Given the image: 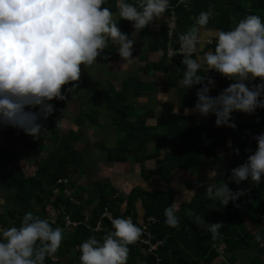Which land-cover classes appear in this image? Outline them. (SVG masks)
Segmentation results:
<instances>
[{
  "label": "crops",
  "instance_id": "obj_1",
  "mask_svg": "<svg viewBox=\"0 0 264 264\" xmlns=\"http://www.w3.org/2000/svg\"><path fill=\"white\" fill-rule=\"evenodd\" d=\"M106 6L118 13L117 2L107 0ZM167 20L168 13L164 12L146 28L134 33V22L121 19L118 23L121 31L129 35L134 33L131 38L136 41L133 45V57L136 59L123 66L126 61L119 55L118 46L109 42L108 48L97 57V63L81 65L80 80L62 87L66 99H53L51 103L55 105V111L47 119L41 117L43 130L38 139L30 135L32 141L41 140V146H23L21 138L26 133L22 129L15 128L10 135H2L0 131V228L20 224L28 211L51 222L58 215L68 216L65 199L79 210L90 236L95 237L105 227V218L97 219L94 226L90 225L101 197L112 216L130 215L137 224H142L148 217L144 201L149 193L164 192L171 198V203L181 202V207L200 217L204 204L217 206L207 196L206 189L223 177L222 164L204 167L200 158L193 166L176 168L164 175L154 171L165 163L168 146L149 158L155 151L149 141L142 150L143 155L149 156L144 159H139L141 153H135L136 149L131 153V148L124 160H117L111 153L127 130L131 128L134 131L140 123L153 127L155 132L188 121L204 128L215 124L214 114L202 117L198 112H185L186 108H194L197 90L202 85L195 84L187 89L179 86L178 81L185 70L183 54H175L168 59L159 42ZM207 50L211 51L209 44L205 43L203 51ZM196 55H202V52L198 50ZM202 74L215 81L210 95L216 96L226 88L228 78L221 73L207 70ZM73 84L76 87L72 88ZM117 108L120 109L119 115ZM249 116L248 113L234 111L232 120L241 122ZM226 138V148L218 149L217 153L226 157L228 164L231 161L235 165L240 160V151L229 144L235 139L232 131ZM115 154L120 156L122 153L118 151ZM42 162L46 164L48 173L61 168L60 178L68 181L56 183L52 188L43 183L41 196L37 198L33 194L26 198L18 187L3 178L16 167L23 177H34ZM186 189H194L195 195L189 198ZM243 222L253 236L216 243V254L203 264H252L258 258L264 260V218L259 227L252 226L246 215ZM98 223L100 229L93 231ZM60 228L64 238L73 230V227ZM257 235L260 240H257ZM64 238L59 250L47 257L45 264H80L77 248L66 246ZM169 264H179L173 254Z\"/></svg>",
  "mask_w": 264,
  "mask_h": 264
},
{
  "label": "clouds",
  "instance_id": "obj_2",
  "mask_svg": "<svg viewBox=\"0 0 264 264\" xmlns=\"http://www.w3.org/2000/svg\"><path fill=\"white\" fill-rule=\"evenodd\" d=\"M116 2L118 13L106 6L107 0H0V127L22 129L38 139L43 130L41 117L53 114V99H66L62 87L80 80L81 65L97 63L109 42L118 46L126 61L123 66L132 63L136 41L131 37L170 5V0ZM213 14L211 8L201 11L191 28L180 34L179 53L185 70L178 83L183 89L202 85L194 108L185 112H198L202 117L211 113L218 127L236 128L234 111L252 114L264 108V16L250 13L228 30H213L206 27ZM121 19L134 22L135 32H122L118 26ZM209 38L215 40L214 50L203 51ZM198 50L202 55H196ZM207 70L234 82L212 96L209 93L215 81L202 74ZM256 78L260 83L249 87L246 81ZM255 140L257 149L231 170V179L237 184L249 178L258 184L264 181V132ZM185 193L190 198L196 191L186 189ZM206 194L226 206L244 191H233L223 182L209 184ZM180 207L181 202H173L165 209V223L170 227L179 226ZM109 218L113 230L102 241L90 236L79 245L80 264H127L129 245L140 239L144 229L131 217ZM203 220L196 216L198 223ZM206 227L215 240L223 223L208 222ZM63 238L62 228L28 211L19 226L0 228V264H45L46 258L59 250Z\"/></svg>",
  "mask_w": 264,
  "mask_h": 264
},
{
  "label": "trees",
  "instance_id": "obj_3",
  "mask_svg": "<svg viewBox=\"0 0 264 264\" xmlns=\"http://www.w3.org/2000/svg\"><path fill=\"white\" fill-rule=\"evenodd\" d=\"M209 8L213 10L214 14L210 17L206 27L213 30H228L250 13L264 16V0H170L169 8L165 13H168V20L169 17L174 16L175 24L169 31L167 20L159 41L164 49L165 56L169 47H179L180 34L187 32L195 23V18L199 13L209 10ZM208 44L209 49L213 51L215 40L212 39V42ZM233 82L227 79L226 88ZM246 83L251 87L254 84H259L260 79L246 81ZM119 110L116 109L117 114ZM235 123L236 128L226 125L218 127L216 123L209 128H204L194 126L193 123L188 121L182 124L176 123L175 126L169 125L162 132H155L153 127H146L143 123H140L134 131L131 128L127 130L123 140L111 151L113 157H117V160H124L130 154V148L131 153H134L135 149V153H141L139 159L149 157L143 155L142 150L150 141L155 151L151 153L149 158L154 157L161 149L165 150L168 146V149L165 150V163L157 167L154 172L165 175L176 168L193 166L201 158L204 167H212L215 163L223 165V177L217 180L218 186L223 182H227L233 191L239 189L244 191V195L236 201H230L226 206L214 199L217 206L204 204L202 213L204 220L199 223L196 221L197 215L195 213L181 207L178 213L180 224L175 228L165 223L164 212L171 204V198L168 194L164 192L147 194V199L144 201L145 214L155 219V222L147 228L151 233L152 241L164 238V242L153 252H147L145 246L129 245L130 252L127 264H169L171 254L178 259L179 264H203V261H209L216 254L214 249L216 243L238 239L245 240L253 236V233L247 229L243 222L244 215L249 218L252 226H261L264 218V181L258 184L249 178L237 184L231 179V170L244 163L248 156L257 149L255 136L264 132V108H258L255 113L250 114L248 119ZM14 129L11 126L0 127L2 135H10ZM231 131L235 137L231 145L240 151V160L235 165L231 161L228 164L227 158L217 153L218 149L226 148V137L228 132ZM143 133L146 134L143 135ZM21 139L23 146L26 148L41 146V140L32 141L31 136L28 134L23 135ZM118 151L122 153L120 156L115 154ZM60 172L61 168L53 173H48L46 164L42 162L38 174L34 177H23L20 169L16 167L12 173L4 174L3 178L18 187L26 198H31L33 194L38 198L41 196L42 184L46 183L49 188H52L57 179L62 176ZM29 186L31 187L27 188ZM64 203L69 219H75L78 223L64 238L65 245L75 246L77 254L81 255L79 245L90 237L89 228L84 223V217L79 213V210L71 206L66 199ZM104 206L105 199L101 197V202L91 219V226H94L98 216L106 208ZM111 215L113 214L111 213ZM104 218L105 227L96 234V238L101 241L108 232L113 230L112 223L108 218ZM208 222L223 223V227L219 230L221 235L215 240L212 238L211 232L207 230L206 224ZM50 223L53 227L64 226L63 215H58L55 221H50ZM19 225L18 223L16 226ZM261 263L264 264V260L258 258L252 264Z\"/></svg>",
  "mask_w": 264,
  "mask_h": 264
},
{
  "label": "built area",
  "instance_id": "obj_4",
  "mask_svg": "<svg viewBox=\"0 0 264 264\" xmlns=\"http://www.w3.org/2000/svg\"><path fill=\"white\" fill-rule=\"evenodd\" d=\"M116 2V0H114ZM175 24V18L174 16H171L169 17V20H168V27H169V31L172 29V27L174 26ZM212 42V39H208L206 40L205 43H211ZM180 47H181V44L179 45L178 48H173V47H169L167 49V52H166V57L168 59H170L171 57H173L175 54H180ZM257 79V78H256ZM260 79V78H259ZM252 81V80H250ZM68 180L67 178H58L56 183L60 184V183H66ZM72 199V198H71ZM102 216H106L108 217L109 221L111 222V219L109 218L110 216L112 217L111 213L105 208L104 210V213H102ZM127 217H131L130 215H127ZM155 222V219L151 216L147 217L144 222L141 224H138L140 225L144 231H143V234L142 236L140 237L139 240H137L135 243V245H139V246H145L146 247V251L147 252H153L157 249V247L159 245H162L163 242H164V238L162 239H159V240H156V241H152L151 239V233L149 232L148 230V226L152 225L153 223ZM78 223L77 221H73V220H70L68 216H64V227H74L76 226ZM100 224L98 223V225L96 227H94V229L92 228V230H97V229H100Z\"/></svg>",
  "mask_w": 264,
  "mask_h": 264
},
{
  "label": "rangeland",
  "instance_id": "obj_5",
  "mask_svg": "<svg viewBox=\"0 0 264 264\" xmlns=\"http://www.w3.org/2000/svg\"><path fill=\"white\" fill-rule=\"evenodd\" d=\"M113 1H114V0H113ZM112 4H113V3H112ZM97 216H98V215H97ZM97 216H96V217H97ZM104 217H106V216H102V214H100V215L98 216L97 219H98L99 221H101ZM106 218H108V217H106Z\"/></svg>",
  "mask_w": 264,
  "mask_h": 264
}]
</instances>
